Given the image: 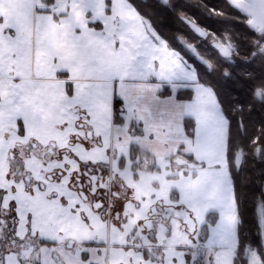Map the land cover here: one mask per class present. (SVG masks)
I'll return each instance as SVG.
<instances>
[{"label": "snow or ice", "instance_id": "snow-or-ice-1", "mask_svg": "<svg viewBox=\"0 0 264 264\" xmlns=\"http://www.w3.org/2000/svg\"><path fill=\"white\" fill-rule=\"evenodd\" d=\"M171 8L168 36L133 0H0V264H264V182L258 244L237 188L244 109L204 79H230L242 42L200 20H238L264 68V0ZM244 75L264 110V72Z\"/></svg>", "mask_w": 264, "mask_h": 264}, {"label": "trees", "instance_id": "trees-1", "mask_svg": "<svg viewBox=\"0 0 264 264\" xmlns=\"http://www.w3.org/2000/svg\"><path fill=\"white\" fill-rule=\"evenodd\" d=\"M133 2L139 6L141 13L146 16H150L153 19L155 25L165 35L171 36L177 27H179L176 19V10L171 8L172 4H180L184 6V10L189 15L196 14L199 16L203 9V4L207 3L210 6L221 7L224 0H169L168 10H160L161 0H133ZM201 23L207 25V27L216 32L219 35H223L225 31H230L233 37L238 41L242 42L241 53L242 55L237 58L236 61L232 62V66L228 68L233 73L232 77L225 78L221 75L224 68H221L218 72L213 73L210 76L204 77L206 82L211 83L215 89L218 99L222 102L223 106L228 109L230 106L239 108L243 106V124L246 131L238 132L237 123L233 124V138L234 143L242 147L248 156L246 158V164L244 171L241 173L238 179L237 188L243 204L241 211L245 222V229L251 232V239L255 243H259V238L256 235L255 228V201L252 193L257 190L259 185L264 182V175H262V169L264 165L259 163L253 164V158L251 155L252 149L249 147L251 138L258 135V129L261 124H264V110H261L259 105L250 111L252 100L249 94V89L244 81L247 77L244 75L245 72H251L253 75L259 76L264 72V68L261 67L260 63L249 65L243 58L245 48L248 46L249 41H242L244 35L243 26L238 20L229 19L227 21L219 20H206L200 17ZM195 65V61L191 57L186 56ZM239 78V79H238ZM185 95V93H184ZM187 98H190V92L187 93ZM232 115L233 113H229ZM241 117L235 116V121L239 122Z\"/></svg>", "mask_w": 264, "mask_h": 264}, {"label": "crops", "instance_id": "crops-1", "mask_svg": "<svg viewBox=\"0 0 264 264\" xmlns=\"http://www.w3.org/2000/svg\"><path fill=\"white\" fill-rule=\"evenodd\" d=\"M169 92H170V90H169ZM188 92L191 93V90L190 89H180L177 94L180 95V98L187 99V93ZM184 93H185V95H184Z\"/></svg>", "mask_w": 264, "mask_h": 264}, {"label": "flooded vegetation", "instance_id": "flooded-vegetation-1", "mask_svg": "<svg viewBox=\"0 0 264 264\" xmlns=\"http://www.w3.org/2000/svg\"><path fill=\"white\" fill-rule=\"evenodd\" d=\"M186 59H188V58L186 57ZM189 62L193 63V62H192V61H190V60H189ZM193 64H194V63H193ZM255 211H256V207H255Z\"/></svg>", "mask_w": 264, "mask_h": 264}, {"label": "rangeland", "instance_id": "rangeland-1", "mask_svg": "<svg viewBox=\"0 0 264 264\" xmlns=\"http://www.w3.org/2000/svg\"><path fill=\"white\" fill-rule=\"evenodd\" d=\"M259 240V239H258Z\"/></svg>", "mask_w": 264, "mask_h": 264}]
</instances>
